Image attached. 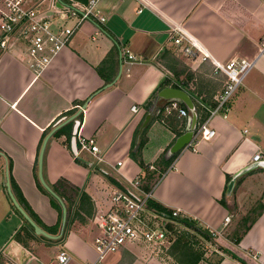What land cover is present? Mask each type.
<instances>
[{"label":"crops","instance_id":"0c3cea01","mask_svg":"<svg viewBox=\"0 0 264 264\" xmlns=\"http://www.w3.org/2000/svg\"><path fill=\"white\" fill-rule=\"evenodd\" d=\"M145 1L149 6L141 0H98L95 11L104 22L95 17L85 21L41 71L16 54L0 52V264H60V249L70 256L66 264H86L94 257L96 234L91 196L99 198V190L109 182L126 184L136 176H143V188L152 186V201L169 211L180 209L184 217L216 235L228 230L248 205L249 217L241 221L248 228L237 243L226 238L223 243L252 264H264V209L257 215L260 202L264 204V164L251 162L256 151L264 152V54L258 56L264 0ZM158 11L183 22L216 60L255 59L227 115L208 121L216 135L192 140L165 172L158 160L171 154L177 132L189 130L192 116L166 113L171 99L159 96V91L173 87L174 70L182 64L190 68L192 62L175 53L167 22ZM209 70V63H203L195 74L215 94L221 82L209 77ZM161 82L166 84L157 89ZM188 86L181 89L199 101L190 92L194 83ZM132 105L139 110L131 112ZM151 118L141 148L144 170L129 150L134 131ZM76 120L82 134L94 138L102 162L96 163L85 150L73 155L65 126L71 122L72 133ZM226 176L231 179L227 187ZM238 176L237 188L228 192ZM223 196L226 207L220 204ZM13 200L47 235L34 232ZM226 215L230 222L224 227ZM241 222L232 232L242 231ZM147 249L128 245L116 252L114 264H136L138 258L142 264H178L164 253L146 258ZM250 251L257 257L249 256ZM197 264L243 263L220 249H209Z\"/></svg>","mask_w":264,"mask_h":264},{"label":"built area","instance_id":"2783aa9c","mask_svg":"<svg viewBox=\"0 0 264 264\" xmlns=\"http://www.w3.org/2000/svg\"><path fill=\"white\" fill-rule=\"evenodd\" d=\"M141 1L143 6H149L147 1ZM97 2L98 0H0V52L16 54L34 71H41L69 43L85 21L95 17L104 22L105 17L95 11ZM141 10L138 7L136 11ZM158 12L167 22L168 37L176 48L175 53L192 62V71H196L203 63H209V77L221 82L220 89L213 95L215 105L207 108L209 116L201 123L197 122L194 103L193 108L189 109L181 106L178 99H171L164 107L166 113L175 112L178 117H189L191 113L192 120L195 119L194 125L191 126L190 123L189 127L193 131L192 140L198 137L209 140L216 135V130L209 126L208 121L217 114L227 115L231 108V98L254 66L255 59L236 57L227 61L216 60L183 22ZM262 54L264 38L259 44L258 56ZM128 57L131 58L132 55L128 53ZM138 110L136 105L130 107L131 112ZM71 141L74 156L78 157L80 151L85 150L96 163L104 160L94 138L82 134L80 120H76L74 124ZM251 162L263 165L264 152L256 151ZM121 163L119 160L116 165L120 166ZM99 196H91L94 209L91 221L96 234L92 240L94 257L86 264H104L108 255L132 244L149 247L157 252L164 251L170 244L168 225H176L174 219L186 218L177 208L171 210V216L149 208L152 189L143 188L141 176L121 185L109 182L99 190ZM229 222L230 217L226 215L223 226L226 227ZM211 233L213 236H220V233ZM248 255L257 257L252 251ZM56 259L60 264H66L70 256L65 249H60Z\"/></svg>","mask_w":264,"mask_h":264},{"label":"trees","instance_id":"16d2710c","mask_svg":"<svg viewBox=\"0 0 264 264\" xmlns=\"http://www.w3.org/2000/svg\"><path fill=\"white\" fill-rule=\"evenodd\" d=\"M173 73L176 76V80H177V83L172 84L173 87L189 88L188 86L189 83L191 82L194 83V88L190 89L191 90L190 92L192 96L199 99V101H195V100L193 101L194 110L197 113V122L198 123L203 122L209 116V110L207 108L213 107L215 105V103L212 100L213 95H214L213 94L214 92L212 90L213 88L209 87V83L207 84L204 83L199 78V76H196L195 71H192L189 67H187L184 64H182L180 67L175 69ZM181 75H183V77H181ZM164 84H166V82H161L157 89L162 87ZM202 103L204 105H202ZM159 118L161 119L163 118L161 113L159 115ZM169 118L170 116H168L165 119L168 125H170L168 122L169 120L167 121V119ZM152 120L153 118H151L147 124H145L142 127L141 126L138 127L134 131V135H133L130 150H129V156L136 163H138V165H140L144 170H146V166L144 165L141 159V148L147 140L146 133H147V130ZM71 128H72V123L71 122L67 123L65 126V129L67 131L66 134H67L68 140L71 137ZM57 133L59 134V132ZM57 133L56 135H58ZM180 134H181L180 132H177V135H180ZM178 153L179 152L171 153L167 157L165 156V154L160 156L158 163L160 164V167L164 172L175 161ZM242 174H246V173H242ZM146 177L150 179L151 175H149L148 173ZM141 178H143V176H141ZM230 180H231L230 177L226 176V187ZM112 182L115 184L114 181ZM239 182H240L239 176L237 178L236 177L233 178L231 190L228 192H233L237 188ZM151 187L152 186H144V189L150 190ZM224 196L222 199H220V204L226 207L227 204L224 199ZM51 198H52L51 200H52L53 205L58 210H61L60 205L57 202L56 198L54 197H51ZM148 207L164 212L166 215L171 216V211L163 208L162 206L152 201L151 199L148 201ZM258 208H259V211L257 212V215L261 214L262 210L264 209V204L260 202ZM75 213H77V211H75ZM174 220L177 224L176 225L169 224L167 227L171 234H169L170 244L166 248V253L178 264H197L198 263V261L201 259V257L204 255V252H205V249H204L205 247H203L204 244L201 242V239L204 241L210 242L211 244H214V243L216 244L217 242L219 244L218 249L222 250L224 253L228 254L229 256L240 261L243 264H252L249 260L243 257L242 254H239L238 251L231 249L230 247L225 245L222 241L220 240L218 241L217 237L213 236V234L211 233L209 229L201 226L197 221L193 219H188V218H178ZM246 220L247 218H243V221H246ZM239 226L243 228L242 231L239 232L238 230H235L234 232L231 233L229 237L230 240H232L234 243H237L239 241L241 234L245 232V230L248 228V225H246V223H241ZM179 228L186 229L187 231L179 230ZM17 237L19 238V236ZM60 239L61 238H58L53 241L56 242V241H59Z\"/></svg>","mask_w":264,"mask_h":264},{"label":"water","instance_id":"95a60500","mask_svg":"<svg viewBox=\"0 0 264 264\" xmlns=\"http://www.w3.org/2000/svg\"><path fill=\"white\" fill-rule=\"evenodd\" d=\"M159 96L165 98V99H178L184 102L189 109L193 108V101L191 96L184 91L181 88H175V87H164L159 91ZM195 123V119L191 121V126H193ZM192 136H193V131L189 129L188 131L182 133L181 135L177 136L173 145L170 147V152L171 153H176L179 152L180 150L184 149L186 146L190 144L192 141ZM40 180L43 183L45 187L47 185L43 181L41 175H40ZM48 188V187H47ZM49 189V188H48ZM15 206L17 209L24 215V217L29 221V223L32 225L34 232L36 234H43L47 235L44 233L42 230H40L35 224L32 223L30 218L24 213V211L17 205V203L13 200Z\"/></svg>","mask_w":264,"mask_h":264},{"label":"rangeland","instance_id":"374dc122","mask_svg":"<svg viewBox=\"0 0 264 264\" xmlns=\"http://www.w3.org/2000/svg\"><path fill=\"white\" fill-rule=\"evenodd\" d=\"M191 69V68H190ZM251 204H253V203H251ZM250 207L247 205L246 207H244L243 209H242V211H244V212H242L241 214H237L236 216H234V218H233V220H234V222L232 223V225H230V227L228 228V230H226L224 233H222V234H220V236H215V237H218L217 238V240L219 241H222V242H226L225 241V238L226 239H230L229 238V236L231 235V233H232V229H233V227H235L237 224H239L242 220H243V218L245 217V215H248L247 217H249V212H250ZM245 213V214H244ZM242 223V222H241ZM231 224V223H230ZM241 228V227H240ZM179 230H185V231H187L186 229H181V228H179ZM191 234V233H190ZM198 237V236H197ZM201 242L204 244V246L203 247H205L204 249H205V252H204V255H208L209 254V249H218L217 247H218V243L216 242V244L214 243V244H211L210 242H207V241H204V240H202L201 239ZM169 246V245H168ZM167 246V247H168ZM149 248V247H148ZM131 249H133V251H136L137 250V246H132L131 247ZM150 249V250H149ZM149 249H147L144 253H145V257L147 258V257H152V255H156L157 253H158V255H160V254H167L166 253V250H164V251H161V252H157V251H155L154 249H152V248H149ZM118 254L119 253H115V254H111V255H109V256H107L106 257V259H105V261H104V264H114V263H116V260L118 259ZM203 255V256H204ZM144 256V255H143ZM202 256V257H203ZM201 257V258H202ZM143 263V261L140 259V258H138V262L136 263V264H142Z\"/></svg>","mask_w":264,"mask_h":264}]
</instances>
